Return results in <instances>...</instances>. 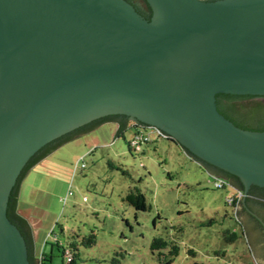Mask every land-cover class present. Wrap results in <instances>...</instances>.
I'll return each mask as SVG.
<instances>
[{"label":"water","instance_id":"95a60500","mask_svg":"<svg viewBox=\"0 0 264 264\" xmlns=\"http://www.w3.org/2000/svg\"><path fill=\"white\" fill-rule=\"evenodd\" d=\"M145 2L149 20L126 0H0V264H36L7 218L27 162L104 117L154 128L235 176L243 202L264 189V131L217 106L222 94L264 96V0ZM260 203L246 208L264 222ZM246 208L237 216L264 264V229Z\"/></svg>","mask_w":264,"mask_h":264},{"label":"rangeland","instance_id":"374dc122","mask_svg":"<svg viewBox=\"0 0 264 264\" xmlns=\"http://www.w3.org/2000/svg\"><path fill=\"white\" fill-rule=\"evenodd\" d=\"M116 129L108 122L76 136L22 181L21 206L39 222L36 264L42 252L53 255L52 264H67L55 243L73 238L74 264H167L172 246L178 255L171 264H259L237 216L239 203L227 201L234 190L216 189L215 178L166 138L149 131L154 143L135 154L128 147L131 130L115 138ZM134 188L144 194L147 211L123 200ZM91 234L95 243L86 247ZM156 238L167 247L152 251Z\"/></svg>","mask_w":264,"mask_h":264},{"label":"trees","instance_id":"16d2710c","mask_svg":"<svg viewBox=\"0 0 264 264\" xmlns=\"http://www.w3.org/2000/svg\"><path fill=\"white\" fill-rule=\"evenodd\" d=\"M143 1L146 4V9L143 11V14L138 11L137 12L140 13L142 16H144L147 20H149L151 10L148 4L145 2V0ZM218 96H222L226 98L227 100L232 101L231 103H228L225 105L219 104L220 106H218L219 102L217 99V106H218L219 113L224 118H226L228 121H230L234 126L242 130H245V131H253V132H263L264 131V101H259L254 96H243L240 98H237L232 95H218ZM235 99H240L241 102H238V103L234 102ZM116 117L117 116H108V117L95 120L91 122L90 124L85 125L77 130H74L71 133L66 134L54 140L53 142L45 145L34 156L30 158V160L27 162V164L21 171V174L18 177L17 182L15 186L13 187L10 193V196H9L8 205H7V218L12 224H14L19 229L24 239L26 240V243L28 246V254H29L28 259L30 263H33L37 259L34 257V252L32 249V234H31V228L29 226V223L26 221V219L23 216H21L18 213V195H19V189H20L21 182L36 164L42 161L45 157H47L57 148L73 140L76 136L87 133L105 122L114 121ZM119 124L120 126L116 132V137H122L121 135L123 131L126 130L127 128V126H125L124 124L122 123H119ZM168 140L173 142L176 145H179L175 141L171 140L170 138ZM151 142L152 140L147 142L146 144L151 143ZM110 167L113 168V166H110ZM117 170L121 171V173L124 175L126 174V172L122 171L120 168H117ZM222 173L224 175V178H218V179H222L225 183L223 188L221 189H224L225 186H228L232 190L233 188H235L240 192L243 191V184L238 178L228 173H225L223 171ZM253 188H259V187L253 186ZM259 189L264 191L263 188H259ZM123 200L127 202L135 211L145 212L148 209V205L146 203V198L144 194L137 188H134L132 191H129V193L124 197ZM234 204H237V202L234 201ZM63 231H64L63 228H61L62 233ZM229 235H231V238L233 239L236 238L235 234H229ZM75 237H78V236H75ZM73 241L74 242H68L65 246H63L59 242L55 243L56 248L60 250L62 252V255L66 257L67 264H74V258L77 256V253H76L77 244H76L75 238H73ZM94 243H95L94 234H91L87 239L85 238L82 242V244L85 245L86 247H89L93 245ZM166 247H167V243L164 240H162L161 238H156L152 241L150 249L152 251H160ZM189 254L193 256L194 252L190 250ZM160 255L161 253H159V256ZM177 255H178V247L172 246V249L169 252L170 259L167 261V264H171L173 261V258H175ZM52 258H53L52 254L46 255L44 252H42L40 254V258L38 259L39 264H52ZM67 259H70V261H67Z\"/></svg>","mask_w":264,"mask_h":264},{"label":"flooded vegetation","instance_id":"af4514ba","mask_svg":"<svg viewBox=\"0 0 264 264\" xmlns=\"http://www.w3.org/2000/svg\"><path fill=\"white\" fill-rule=\"evenodd\" d=\"M138 2H140V5H137L134 0H127V2H129L130 4H132L135 9L142 13L143 14V11L146 9V4L144 3L143 0H137ZM148 14V13H147ZM222 95H225V94H222ZM232 96H235L237 98H240V97H243V96H236V95H232ZM257 100L259 101H264V96H254ZM218 106H220L219 104L221 105H225V104H228V103H231L232 101H229L227 100L226 98L222 97V96H218ZM234 102H241L240 99H235ZM114 121H116L117 123H122L124 124L125 126H131V128H133V130L135 131L136 129H140L142 127H145V125L141 124V123H138V122H133V121H130L128 117L126 116H117ZM147 127V126H146ZM164 138V137H162ZM166 139L168 140L169 138L166 136ZM179 146V145H177ZM180 147V146H179ZM181 148V147H180ZM181 150H183V152L186 154V156L191 159L193 162H195L198 166H199V163L193 159V157H191L190 155H188L184 149L181 148ZM204 167L203 170L206 171L211 177L215 178V179H218V178H224V175L222 173V171L210 166V165H207V164H200V167ZM231 186V185H230ZM233 188V187H232ZM233 190L236 192L238 191L237 189L233 188ZM243 198H244V195L242 197V199L239 201V205H242L244 208H246V203L247 202H250L252 199L253 201H262V203L260 204H264V191L263 190H260L259 188H253L251 187V189L249 190L248 194H247V197H246V200L243 202ZM246 210L249 212V216L256 222L259 224V226L264 229V222L262 221V219L257 215L255 214L254 212H252L250 209L246 208Z\"/></svg>","mask_w":264,"mask_h":264},{"label":"built area","instance_id":"2783aa9c","mask_svg":"<svg viewBox=\"0 0 264 264\" xmlns=\"http://www.w3.org/2000/svg\"><path fill=\"white\" fill-rule=\"evenodd\" d=\"M146 131V132H145ZM154 132L158 137H164L166 138V135L163 134L162 132L154 129V128H150V127H142L138 130H135L134 135L132 136L130 143L128 144L129 150L132 153H139L141 152V147L142 145L146 144L147 142L151 141V137L149 136L148 132ZM84 168V164L81 165V169ZM224 181L222 179H215V188L216 189H221L224 186ZM235 196H233L232 199L227 200L229 202V204H234V201H236L237 203H239V201L242 199L243 197V193L240 191H236L235 192ZM85 200V198L83 199ZM67 261H70V259H67Z\"/></svg>","mask_w":264,"mask_h":264},{"label":"crops","instance_id":"0c3cea01","mask_svg":"<svg viewBox=\"0 0 264 264\" xmlns=\"http://www.w3.org/2000/svg\"><path fill=\"white\" fill-rule=\"evenodd\" d=\"M106 123H108V122H105V123H103V124H101V125H99V126H97L96 128H98V127H100V126H103L104 124H106ZM109 123H115L116 124V126H117V129H116V132H117V130H118V128H119V123H117L116 121H109ZM95 128V129H96ZM94 130V129H93ZM129 130H131V135L133 136L134 135V133H135V131L133 130V128H131V126L129 125V126H127V128H126V130H124L123 131V133H122V137L124 138L125 137V134L129 131ZM90 132V131H89ZM85 134V133H84ZM130 135V136H131ZM115 138H120V137H116V134H115ZM151 143H154V142H151ZM151 143H148V144H146V145H150ZM27 176V175H26ZM25 176V177H26ZM25 179V178H24ZM23 179V180H24ZM21 193H22V182H21V185H20V189H19V195H18V213L21 215V216H23L25 219H26V221L29 223V226H30V228H31V234H32V249H33V252L37 255V256H39V253L38 252H36V248L34 247L35 246V244L37 243V238H38V233H37V228H39V222H38V219H37V213L35 214V212H32V210H27V209H25V207L24 206H21V203H20V196H21ZM34 210H36V209H34ZM35 250V251H34Z\"/></svg>","mask_w":264,"mask_h":264}]
</instances>
